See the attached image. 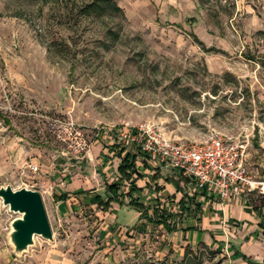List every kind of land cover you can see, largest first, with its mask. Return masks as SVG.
Listing matches in <instances>:
<instances>
[{"label": "rangeland", "instance_id": "rangeland-1", "mask_svg": "<svg viewBox=\"0 0 264 264\" xmlns=\"http://www.w3.org/2000/svg\"><path fill=\"white\" fill-rule=\"evenodd\" d=\"M91 1L0 0V189L39 192L54 235L15 256L20 216L0 200V264H224L160 229L114 240V218L75 192L113 183L99 175L100 134L123 146L120 134L146 127L185 145L219 135L264 174V0H112L122 13L101 17L83 10ZM62 193L75 199L63 212Z\"/></svg>", "mask_w": 264, "mask_h": 264}, {"label": "crops", "instance_id": "crops-1", "mask_svg": "<svg viewBox=\"0 0 264 264\" xmlns=\"http://www.w3.org/2000/svg\"><path fill=\"white\" fill-rule=\"evenodd\" d=\"M104 137L105 140H102V134H100V140L94 144L95 148H99L97 163L102 166L101 173L98 174L105 178L107 182L110 180L114 183L118 177L117 168L120 160L116 158L117 154L111 150V146L115 143L114 138L107 135ZM124 147L127 150L126 153L132 156L136 155L130 145H124ZM136 164L140 175L139 179L134 178L136 192L131 193L122 206L114 204L112 210L107 213L100 210L104 218L108 215L114 218L112 225L103 223V225H106L108 232L118 233L116 236H112L114 240L120 239L122 231L129 227L130 230L127 231L129 240L136 239L140 231L147 233L151 229H160L165 233L163 237L167 244L173 248L178 247L179 252L187 246L193 248L199 244H205L226 254L224 264H264V199L256 192L249 191L245 187H238L230 191L227 199L222 200L219 197V192L214 188L207 187L205 194H201L194 186L187 187L186 192L191 199H194L192 201L193 205L201 207V216L196 219L176 220V231L167 234L162 227L156 228L146 220H141V214L130 207V200L139 201L150 212L158 206L167 213L176 216L182 212L180 201L183 196L180 192H177L174 186L165 183L164 180L173 174L165 175L163 173L167 166L162 161L151 158L147 161L148 167H144L143 160L137 156ZM114 165L115 174L113 173ZM157 169H160L163 178L153 182L152 177ZM110 176H113V178ZM251 176L254 179L260 177ZM108 185L111 184L108 183ZM157 188L161 190L158 192L156 191ZM104 189L103 191H105ZM129 189L130 183L123 186V190L129 192ZM76 194L77 197H90L94 202L95 195L102 193L99 190L88 193L78 190L75 192ZM63 195H66V199L57 202L56 199L61 198ZM56 199H54V202L62 212L65 204L72 203L75 200L71 195L63 193ZM115 205L117 208L114 207ZM94 207H97V205L95 204ZM120 208H128L136 213V216L130 219L127 225L117 223V213ZM111 212H115V214L111 215Z\"/></svg>", "mask_w": 264, "mask_h": 264}, {"label": "built area", "instance_id": "built-area-1", "mask_svg": "<svg viewBox=\"0 0 264 264\" xmlns=\"http://www.w3.org/2000/svg\"><path fill=\"white\" fill-rule=\"evenodd\" d=\"M120 137L125 145L134 144L143 153L182 173L198 190L214 188L220 199L225 200L232 189L245 187L264 199V174L258 179L252 178L243 167L245 148L219 135L195 145L161 139L147 127L130 135L122 133ZM32 170L36 172L37 168Z\"/></svg>", "mask_w": 264, "mask_h": 264}, {"label": "trees", "instance_id": "trees-1", "mask_svg": "<svg viewBox=\"0 0 264 264\" xmlns=\"http://www.w3.org/2000/svg\"><path fill=\"white\" fill-rule=\"evenodd\" d=\"M88 15H97L104 16L106 14L111 13H122V10L112 1V0H92L90 3L85 5L83 9ZM195 40L197 38L193 35ZM198 42V41H197ZM200 45L202 43L198 42ZM204 48V47H203ZM127 134L136 133V131H125ZM114 144L111 146V150L117 154L116 158L120 160V163L117 168V180L108 185L105 191L102 194H96L94 202L97 205L98 209L103 211L104 213L110 212L112 210V206L117 204L122 206L129 197V195L133 192H136V188L134 187V178L139 179L140 175L138 173L137 168V156L143 160L144 167H148L147 161L150 160L151 156L142 152L141 148L137 147L134 144H131L130 147L136 152L135 156H132L129 153H126V148L124 145L120 144L118 138H114ZM163 177L161 176L160 169L155 171L154 176L152 177L153 182H157ZM166 184L172 185L176 188L177 192L182 194V200L180 201V205L182 207V212L176 216L167 213L163 208H159L158 206L149 211L142 203L137 200H130V207L134 208L141 214V220H146L152 226L158 228L162 227L167 234H172L176 231V220H184V219H196L201 216V207L193 205L189 194L186 192L187 187L194 186L192 181L189 178H186L179 171L173 170V175L171 177L166 178ZM130 183L129 192L123 190V186L125 184ZM160 188H157L156 191H160ZM198 190V189H197ZM207 188L203 190H198L199 193L205 194ZM84 194V193H83ZM66 199V195H63L61 198H57L56 201L60 202Z\"/></svg>", "mask_w": 264, "mask_h": 264}, {"label": "water", "instance_id": "water-1", "mask_svg": "<svg viewBox=\"0 0 264 264\" xmlns=\"http://www.w3.org/2000/svg\"><path fill=\"white\" fill-rule=\"evenodd\" d=\"M0 200L11 213L20 216L12 222L9 235L15 256L24 254L34 246L36 237L49 242L54 241L43 197L39 192L1 188Z\"/></svg>", "mask_w": 264, "mask_h": 264}]
</instances>
